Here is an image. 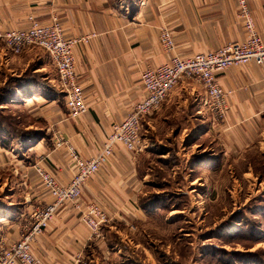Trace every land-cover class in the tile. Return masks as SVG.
I'll list each match as a JSON object with an SVG mask.
<instances>
[{"label":"crops","instance_id":"0c3cea01","mask_svg":"<svg viewBox=\"0 0 264 264\" xmlns=\"http://www.w3.org/2000/svg\"><path fill=\"white\" fill-rule=\"evenodd\" d=\"M246 3L264 42V0ZM30 15L43 23L57 16L64 37L77 40L73 53L87 110L76 118L68 114L46 51L31 46L14 54L0 42L2 84L15 77L27 89L16 88L9 102L15 103L12 97L19 99L23 108L35 110L46 121L51 137L43 145L39 143V151L43 165L61 184L76 172L68 144L83 159L95 157L112 125L143 98L142 70L168 61L169 54L159 41L162 27L169 29L175 53L182 57L212 52L229 42H242L248 35L237 0H0V29H25ZM29 68L36 79L23 76ZM217 78L230 92L225 120L214 121L204 89L183 79L155 112L144 117L141 137L146 136L143 131L155 134L153 143L164 156L168 149L160 136L177 135L175 139L181 143L176 153L184 161L193 155L192 148L199 147V140L214 143L198 149L202 156L187 166L184 177L193 182L200 180L196 174L200 170L220 167L224 160L233 168L243 165L244 176L256 179L253 167L264 169V68L253 62L240 64L217 73ZM56 135L67 144L55 147ZM147 150L133 155L117 144L83 186L82 208L96 203L113 217L112 223L102 227L101 235H91L79 211L69 204L60 205L32 244L37 264L105 262L113 247L110 237L119 231L118 225L126 228L142 213L137 200L142 178L150 176L140 168ZM6 161L0 165L6 166ZM12 165L20 176H10L11 191L0 197V241L5 243L15 242L34 209L51 201L30 164Z\"/></svg>","mask_w":264,"mask_h":264},{"label":"rangeland","instance_id":"374dc122","mask_svg":"<svg viewBox=\"0 0 264 264\" xmlns=\"http://www.w3.org/2000/svg\"><path fill=\"white\" fill-rule=\"evenodd\" d=\"M2 82L0 77V86ZM12 98L15 103L2 102L0 95V162L7 160L6 166L0 165V197L11 191L10 176H20L12 163H26L32 168L42 163L39 143L49 141H38L34 136L47 131L44 118ZM16 127L35 134L20 144L13 133ZM46 133L51 137L50 131ZM143 133L147 143L143 152L149 149V154L140 168L150 176L142 178L137 200L142 213L129 221L132 223L127 229L118 225L121 222L113 223L119 228L110 237L113 247L105 262L97 264H264V183H260L264 176H244L243 165L233 168L224 160L220 167L200 170L196 173L200 180L193 182L184 177L187 166L202 156L198 149L214 143L199 140V147L192 148L193 155L184 161L185 157L176 153L181 143L175 139L177 135H159L168 149L163 156L153 143L155 134Z\"/></svg>","mask_w":264,"mask_h":264},{"label":"built area","instance_id":"2783aa9c","mask_svg":"<svg viewBox=\"0 0 264 264\" xmlns=\"http://www.w3.org/2000/svg\"><path fill=\"white\" fill-rule=\"evenodd\" d=\"M239 15L245 21L247 37L242 42H229L208 53H196L182 57L175 53V42L168 28L159 31V41L169 54L167 62L157 67H146L140 74L145 92L143 98L135 103L126 117L114 123L103 141L101 151L91 158L83 159L68 144L69 155L76 172L65 184H61L51 171L41 163L34 164L39 180L48 191L51 201L34 209L28 226L22 230L20 238L13 243L0 241V264H37L39 259L32 251V244L42 234L56 209L69 204L80 212V219L90 230L92 236H100L102 227L110 224L113 217L96 203H88L85 208L79 199L87 179L96 173L120 144L125 150L139 154L147 143L141 137V123L145 116L155 112L168 97L170 91L183 79H191L200 85L206 95V103L212 119L225 120L228 111V97L219 84L217 73L229 67L253 62L264 68V42L249 13L246 0H237ZM25 29H0V42L12 53L19 54L24 49L37 46L47 52L56 70L57 85L63 94L68 114L76 118L87 110L85 95L79 82L73 46L76 39H67L57 16L43 23L33 15ZM67 144L56 135L55 147Z\"/></svg>","mask_w":264,"mask_h":264},{"label":"trees","instance_id":"16d2710c","mask_svg":"<svg viewBox=\"0 0 264 264\" xmlns=\"http://www.w3.org/2000/svg\"><path fill=\"white\" fill-rule=\"evenodd\" d=\"M32 68H29L27 71H25L24 73V77H32V78H37V75L35 73H32ZM18 79H16L15 77H8L6 82L0 86V95H1V100L2 102H9V100L11 99H8L9 96H11V94H13L15 92V89L18 88V89H25L27 90L26 88H24V86L22 84H20L19 82H17ZM22 83V81H20ZM17 99V98H16ZM7 100V101H6ZM19 100V99H17ZM1 102V103H2ZM21 104V102H19ZM7 127H9L10 125L7 124V122L4 123ZM3 124V125H4ZM2 125V124H1ZM17 130L15 129V131L13 133H15V137H17V139L20 141V144H21V141L28 137V136H31L32 134H35V132H33V130H29V129H18L19 127H16ZM8 130V133L10 134L9 132V129ZM19 133V134H18ZM37 137L38 141L40 139L42 140H46L47 138L49 139L50 141V136L46 133V131H43V133H40V134H36L34 135ZM47 141V140H46ZM33 142V140H31V143ZM30 143V142H29ZM23 144V143H22ZM30 146H28L29 148ZM253 170L255 173H257L258 175L262 176V174H264V169L261 168L260 166H254L253 167Z\"/></svg>","mask_w":264,"mask_h":264}]
</instances>
